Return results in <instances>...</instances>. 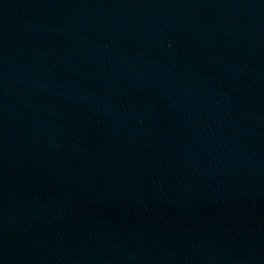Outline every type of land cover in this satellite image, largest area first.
I'll list each match as a JSON object with an SVG mask.
<instances>
[{
  "label": "water",
  "instance_id": "1",
  "mask_svg": "<svg viewBox=\"0 0 264 264\" xmlns=\"http://www.w3.org/2000/svg\"><path fill=\"white\" fill-rule=\"evenodd\" d=\"M0 264H264V0H0Z\"/></svg>",
  "mask_w": 264,
  "mask_h": 264
}]
</instances>
